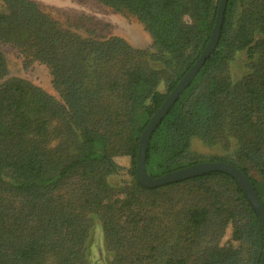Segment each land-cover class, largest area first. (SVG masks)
<instances>
[{"label":"trees","instance_id":"obj_1","mask_svg":"<svg viewBox=\"0 0 264 264\" xmlns=\"http://www.w3.org/2000/svg\"><path fill=\"white\" fill-rule=\"evenodd\" d=\"M94 1L133 17L150 45L77 31L33 0H0V43L45 65L58 95L6 78L0 52V264H91L98 226L107 264H259L262 225L231 176L153 188L135 178L140 134L207 44L219 0ZM240 54L245 71L233 77ZM259 118L264 0H226L214 50L148 140L146 171L156 177L198 162L194 138L233 144L230 157L211 161L240 169L264 206ZM122 170L131 179L113 185Z\"/></svg>","mask_w":264,"mask_h":264},{"label":"rangeland","instance_id":"obj_2","mask_svg":"<svg viewBox=\"0 0 264 264\" xmlns=\"http://www.w3.org/2000/svg\"><path fill=\"white\" fill-rule=\"evenodd\" d=\"M39 7L50 16L57 20L72 26L77 31L85 30L94 31L98 36L117 35L137 48H147L150 45V38L143 27L131 16L120 14L99 4L94 0H33ZM0 52L4 55L8 74L6 78H21L31 82L35 86L43 89L49 95L58 99V95L51 84V77L45 65L34 61L26 63L20 50L11 45L0 43ZM243 55L240 54L229 67V72L233 77H237L243 73ZM159 90H162L160 87ZM259 115V112L256 113ZM262 124L264 125V118ZM233 144L228 148H222L219 144H206L202 140L194 138L191 143V152L195 156L196 161H211L214 158L230 157ZM116 161L123 166L128 165L127 157H117ZM147 170L154 173L151 164ZM251 174L257 179L260 175L254 168ZM131 179L126 170H122L117 176L112 178L110 182L118 185L119 182H128ZM95 226V225H94ZM102 231L98 227H94L89 237V262L91 264H107L108 256L104 253Z\"/></svg>","mask_w":264,"mask_h":264},{"label":"water","instance_id":"obj_3","mask_svg":"<svg viewBox=\"0 0 264 264\" xmlns=\"http://www.w3.org/2000/svg\"><path fill=\"white\" fill-rule=\"evenodd\" d=\"M226 0H219L216 12V18L210 38L202 50L199 57L196 59L190 69L182 76L172 91L165 97L160 107L150 117L148 123L140 134L138 141V153L136 156L135 164V178L141 185L147 188H153L160 185L180 182L204 174L212 172H223L231 176L239 185L254 210L256 211L264 234V206L260 201L254 186L251 184L248 177L236 166L225 161H199L183 168L173 170L162 175L151 177L146 171L145 166V151L147 148L148 140L157 126L161 118L167 113L171 105L175 102L182 91L188 86L190 81L198 73L199 69L204 64L205 60L214 50L218 41L220 27L222 24L223 12ZM259 264H264V242Z\"/></svg>","mask_w":264,"mask_h":264}]
</instances>
